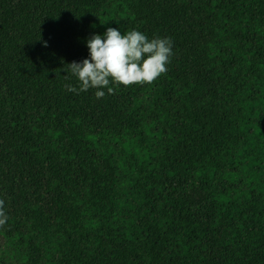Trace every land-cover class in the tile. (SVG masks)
<instances>
[{"label": "trees", "instance_id": "obj_1", "mask_svg": "<svg viewBox=\"0 0 264 264\" xmlns=\"http://www.w3.org/2000/svg\"><path fill=\"white\" fill-rule=\"evenodd\" d=\"M109 27L168 71L67 91ZM0 199V264H264V0H0Z\"/></svg>", "mask_w": 264, "mask_h": 264}, {"label": "clouds", "instance_id": "obj_2", "mask_svg": "<svg viewBox=\"0 0 264 264\" xmlns=\"http://www.w3.org/2000/svg\"><path fill=\"white\" fill-rule=\"evenodd\" d=\"M87 47L89 58L82 62L73 61L64 68L68 73L65 80L76 77L78 88L71 83L65 84V88L76 94L95 89L97 99L105 96V88L108 94L114 93L110 84H151L168 71L167 65L173 56L170 37L149 39L137 30L122 34L112 27L107 28L103 35L89 37ZM8 219L5 201L0 199V228L7 224Z\"/></svg>", "mask_w": 264, "mask_h": 264}]
</instances>
